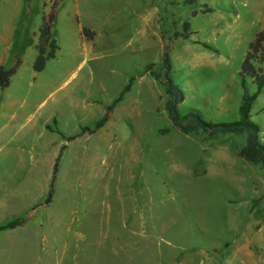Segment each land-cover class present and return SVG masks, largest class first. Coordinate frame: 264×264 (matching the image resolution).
Returning a JSON list of instances; mask_svg holds the SVG:
<instances>
[{
    "label": "rangeland",
    "instance_id": "374dc122",
    "mask_svg": "<svg viewBox=\"0 0 264 264\" xmlns=\"http://www.w3.org/2000/svg\"><path fill=\"white\" fill-rule=\"evenodd\" d=\"M55 3L60 51L35 73L36 33ZM263 29L264 0H0V68L22 61L0 90V185L57 158L32 220L0 233V264H264V170L239 157L246 136L175 129L164 78L148 73L163 75L169 47L180 112L235 121ZM126 87L105 127L83 134ZM50 115L57 135L44 131ZM252 116L264 142V93ZM22 192L0 193V226L33 210H18ZM128 216L135 233L122 228Z\"/></svg>",
    "mask_w": 264,
    "mask_h": 264
},
{
    "label": "trees",
    "instance_id": "16d2710c",
    "mask_svg": "<svg viewBox=\"0 0 264 264\" xmlns=\"http://www.w3.org/2000/svg\"><path fill=\"white\" fill-rule=\"evenodd\" d=\"M196 0H188L193 3ZM49 16L42 17V24L36 33L38 43L36 45L37 56L33 65L35 73H41L46 69L48 62L57 58L60 47L57 40L53 36L54 23L57 20L56 8ZM77 24L81 26L82 41L94 42L96 33L87 27H83L77 18ZM94 47V46H93ZM264 64V29L257 33L254 41L250 44L249 50L242 64L240 72V85L242 89L241 103L238 109V119L232 122L212 123L203 119V117L195 110H190L186 114H182L179 105L184 102V94L172 79L173 62L169 47H166L163 52L162 65L163 75L158 74L152 68H148L150 76L160 81L163 77L162 85L165 88L168 97L166 102V110L172 126L182 132L189 134L191 132H203L208 137H216L222 135L246 136V144L239 151L240 158L260 165L264 170V142L261 137L260 126L253 120L252 111L258 98L264 93V66L256 67L255 63ZM22 61L18 59L15 66L10 70L0 68V90H5L10 87L12 78L17 74ZM247 77H251V84L248 83ZM130 92V87H126L122 93L116 98L112 105L107 108L104 117L96 123L94 129L84 128L83 134H95L110 121L112 113L116 106L124 100L127 93ZM56 125L57 122L55 121ZM58 132L57 130H51ZM75 137H67L65 141H73ZM56 179V169L54 171L51 185ZM34 216V209L22 218L16 219L3 226H0V233L6 230H14L19 227L26 226Z\"/></svg>",
    "mask_w": 264,
    "mask_h": 264
},
{
    "label": "crops",
    "instance_id": "0c3cea01",
    "mask_svg": "<svg viewBox=\"0 0 264 264\" xmlns=\"http://www.w3.org/2000/svg\"><path fill=\"white\" fill-rule=\"evenodd\" d=\"M83 27H87L89 29H91L92 31H94L95 33H97L96 30L82 25ZM97 37V34H96ZM58 43V41H57ZM92 43V42H91ZM93 47V46H92ZM51 119H49L48 121L45 122L44 124V131H47L50 134H56L55 132H50L48 129V126L51 122L53 121H57V117H54L53 115H50ZM55 156H53L54 158ZM43 160L37 159V160H33L31 162H29L28 164H26L25 169L22 172V175H20L18 177V179H16L15 181H9L8 183V188L7 186L4 185H0V193L5 192V194H10V192H12V190H16V191H23L21 194L24 195V203L19 207V211H29L31 209H33L36 204L38 202H40V200L43 197V194H49V191L51 189V180L54 174V171L56 169L57 166V158L55 159H51L50 162L44 164V162H42ZM48 161V160H47ZM44 166H48L46 167V169H44ZM23 169V167H19V170L21 171ZM45 170V173H43L42 171ZM12 183H14V187L16 186V188H10V186L12 185ZM4 194V193H3ZM6 209V206L2 207ZM17 206L14 207V212H16ZM9 210V208L7 209ZM136 220L132 219L131 217H126L123 219V225L122 228L127 230V228H132L130 229L131 232L135 233L137 232L136 230H134L133 228L136 227ZM27 226V225H26ZM26 226H24L23 228H25ZM21 228V227H19ZM18 228V229H19ZM14 230H17L14 229ZM14 230H10V231H14ZM8 231V230H7ZM124 241V240H122ZM121 242V241H119Z\"/></svg>",
    "mask_w": 264,
    "mask_h": 264
}]
</instances>
